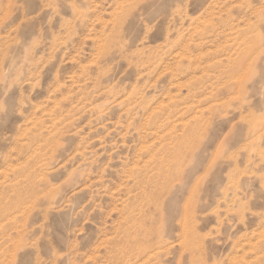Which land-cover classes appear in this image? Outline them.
<instances>
[{
    "label": "rangeland",
    "instance_id": "obj_1",
    "mask_svg": "<svg viewBox=\"0 0 264 264\" xmlns=\"http://www.w3.org/2000/svg\"><path fill=\"white\" fill-rule=\"evenodd\" d=\"M0 264H264V0H0Z\"/></svg>",
    "mask_w": 264,
    "mask_h": 264
},
{
    "label": "bare ground",
    "instance_id": "obj_2",
    "mask_svg": "<svg viewBox=\"0 0 264 264\" xmlns=\"http://www.w3.org/2000/svg\"><path fill=\"white\" fill-rule=\"evenodd\" d=\"M75 11H77V7H75ZM188 212H189V211H188ZM188 212H187V213H188ZM184 213H185V211H184ZM187 213H185V214H187ZM185 214H184V216L187 217ZM185 217H184V218H185ZM186 219H188V217H187ZM184 220H185V219H184ZM184 220H183V221H184ZM183 221H182V222H183ZM183 223H184V222H183ZM185 223H186V222H185ZM183 225H186V224H183ZM184 227H185V226H184ZM185 230H186V229H185ZM187 231H188V229H187ZM189 231H190V230H189ZM185 235H186V234H185Z\"/></svg>",
    "mask_w": 264,
    "mask_h": 264
}]
</instances>
